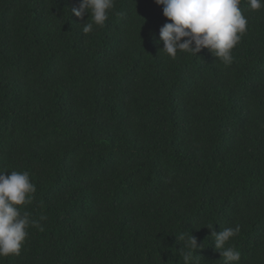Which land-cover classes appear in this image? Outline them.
<instances>
[{
    "label": "trees",
    "instance_id": "trees-1",
    "mask_svg": "<svg viewBox=\"0 0 264 264\" xmlns=\"http://www.w3.org/2000/svg\"><path fill=\"white\" fill-rule=\"evenodd\" d=\"M78 4L0 0V171L28 172L43 228L0 264H184L187 231L191 264H224L210 234L236 225L239 264H264V8L242 0L226 66L164 53L154 0L88 34Z\"/></svg>",
    "mask_w": 264,
    "mask_h": 264
},
{
    "label": "clouds",
    "instance_id": "clouds-1",
    "mask_svg": "<svg viewBox=\"0 0 264 264\" xmlns=\"http://www.w3.org/2000/svg\"><path fill=\"white\" fill-rule=\"evenodd\" d=\"M154 3L162 6V15L170 21L159 29L161 50L170 58L175 59L178 52L197 56L202 49H207L226 66L233 62L232 50L248 25L240 7L242 0H154ZM114 4L115 0H79L78 6L70 11L77 18L91 15V22H85L82 29L88 34L93 32L94 25H105ZM248 5L251 10H260L264 8V0H248ZM231 184L219 182L220 194H226ZM35 192L28 172L0 171V257L20 254L29 226L43 231L39 221L32 220L28 212L21 214L18 208L30 203ZM43 219L46 217L42 216ZM206 227L211 230L213 225ZM239 231V225L226 227L218 233L211 231L214 248L223 257L224 264H239L241 260V253L229 244ZM175 238L183 244L184 264H191L193 253L202 248V243H198L189 231Z\"/></svg>",
    "mask_w": 264,
    "mask_h": 264
}]
</instances>
